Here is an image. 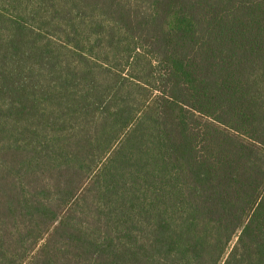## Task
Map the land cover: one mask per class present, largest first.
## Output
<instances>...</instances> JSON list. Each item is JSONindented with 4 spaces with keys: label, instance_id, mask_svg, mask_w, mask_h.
Segmentation results:
<instances>
[{
    "label": "trees",
    "instance_id": "16d2710c",
    "mask_svg": "<svg viewBox=\"0 0 264 264\" xmlns=\"http://www.w3.org/2000/svg\"><path fill=\"white\" fill-rule=\"evenodd\" d=\"M0 264H264V0H0Z\"/></svg>",
    "mask_w": 264,
    "mask_h": 264
}]
</instances>
